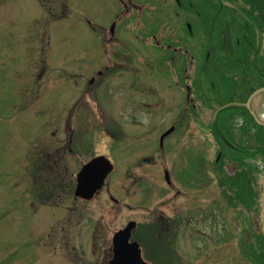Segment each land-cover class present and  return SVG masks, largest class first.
I'll list each match as a JSON object with an SVG mask.
<instances>
[{
	"label": "rangeland",
	"instance_id": "rangeland-1",
	"mask_svg": "<svg viewBox=\"0 0 264 264\" xmlns=\"http://www.w3.org/2000/svg\"><path fill=\"white\" fill-rule=\"evenodd\" d=\"M131 1L133 8L119 15V0H0V251L21 248V263L10 264H38L39 235L48 258L55 253L62 264H76L70 247L82 241L84 214L95 259L128 219L174 217L191 199L212 216L202 228L219 230L224 215L232 217L231 237L225 240L235 256L241 249L238 231L248 230L243 239L250 241L261 226L264 177L254 175L256 194L248 208L234 197L232 182L220 187L221 173L214 168L218 146L209 120L228 99L240 72L235 59L240 30L231 5ZM113 17L118 37L109 47L102 37ZM226 25L235 48L231 55L219 48ZM124 59L134 62L133 72L127 70L121 82L112 78L99 86L94 72L100 63L114 75ZM92 74L96 77L89 83ZM231 98L238 100L237 95ZM129 101L137 108L128 109ZM253 107L264 120L263 94L254 98ZM69 115L71 150L66 147ZM172 123L161 143V133ZM96 154L106 155L113 170L91 199H73L68 185L80 165ZM220 165L228 174L239 168L226 159ZM34 172L36 182L54 174L57 198L42 205L13 201L34 181ZM173 227L177 246L179 226ZM213 246L201 245L206 250Z\"/></svg>",
	"mask_w": 264,
	"mask_h": 264
},
{
	"label": "flooded vegetation",
	"instance_id": "flooded-vegetation-1",
	"mask_svg": "<svg viewBox=\"0 0 264 264\" xmlns=\"http://www.w3.org/2000/svg\"><path fill=\"white\" fill-rule=\"evenodd\" d=\"M119 1L122 5V10L119 15L124 14L130 7L133 8L131 0H119ZM210 1L215 4L218 3L217 0H210ZM225 3H229V2L226 1ZM219 4L222 3L220 2ZM232 10H233V5H231V11ZM233 14L235 13L233 12ZM116 21L117 20L115 18L112 19V22L108 27V35L107 36L103 35L102 37L103 43L108 45L109 47L111 46V42L114 40V38L118 37V35L114 31V24L116 23ZM149 28L154 29V27H149ZM148 29L147 32L153 31ZM156 29L157 28L154 29L153 33L155 32L158 33ZM119 39L121 40V37H119ZM110 61L112 62L113 60ZM110 61L107 63H111ZM127 63H129L130 66H128ZM133 63L134 62L132 60L128 62L125 60L123 64L124 67L114 72L115 73L114 75H111V73L113 72L109 71L108 66H106L104 63H100L101 69L96 70V74L98 76L97 81L99 86L101 85L104 86V83H106L112 78L119 79V77H122L123 75L125 76L127 70L128 71L131 70ZM183 69L185 68L183 67ZM95 77H96L95 75H91L88 78V82L92 83L95 80ZM119 80H117L116 83L121 88L122 86L119 83L122 80H120V82ZM236 90H237V85H235L232 91L236 92ZM140 102L141 103L144 102L146 105L149 104V102H145L144 100ZM126 106L128 107V109L131 110L132 107L134 106L135 108H137V103L133 101H129L128 104H126ZM69 120H70V115L66 118L65 128L68 134L66 135L67 136L66 147L68 150H71L72 149L70 144L71 136H72L71 131H73V129ZM172 125L174 124L172 123ZM34 174H35V179H34L35 181L38 178L35 172ZM34 181L26 183V185L28 184V186L26 185L25 187L23 186L19 191L20 195L18 197H13L14 199L13 201L21 204V198H22L23 202L27 201L28 203L31 204L37 202L39 205H42L44 200H49V199L55 200L57 198L59 183L56 184L55 182L47 183L43 181L42 182L41 181L34 182ZM9 185L10 188L12 189L13 184L9 183ZM74 185H75V181H72L68 185V191L69 193H71L72 198L81 201L89 200V198H83L79 195H75ZM62 186L64 187V185ZM196 200L197 199H191L190 202H186L187 208H184L182 212L177 214V216L169 218L162 214L159 215L158 218L153 219L151 221L149 220L146 222L136 221L135 227L131 230V235L129 240H136L138 242L141 250L142 258L145 261L150 262L152 264H264V252L262 251V249L261 250L257 249L258 252L255 253L254 240L252 241L253 243L250 246H248V244H250L251 241L246 239H245L246 241H244L243 239L244 232L246 233L247 236L249 235L248 230L238 231L239 234L237 235V237L241 242V247H240L241 249L239 250L240 252L238 253V255L235 256L231 248L226 246L227 240H225V238L231 237V231L227 230V228L230 225L232 227V222H233L232 217L228 215H224L225 218L222 220L223 223L221 224V229L219 230L217 229L211 231L206 228H202L201 227L202 224L205 225L206 221H209V219L211 221L213 219L211 218L212 217L211 215L201 212L202 210L200 207L202 206ZM211 209H213V206L211 207ZM83 216H85V221H86L85 224H87V228L85 227L84 224L82 225L81 227L82 241L78 246L72 245L70 247L72 250L71 256L75 258L74 261L76 262V264H78L79 261L81 264H108L109 259L112 256L111 244L107 247V250L106 247H104V250L102 252L101 251L98 252L99 254L97 255L96 259L93 258L92 257L93 255H91L93 254V251L90 252V247H89V231H88L89 225L87 222L88 214H84ZM244 221L245 220H242V222ZM246 222H247L246 223L247 227L251 225L250 222L248 221ZM101 223L105 224L103 220H101ZM125 223L122 226H124ZM172 223L178 224L179 226L177 246L173 242V237L175 235V228L173 227L174 224ZM122 226L118 228H121ZM263 230H264V219L260 227L258 224V231L256 232L261 234ZM39 234L41 233L39 232ZM40 239H41V235L38 236V248L40 251L39 255L41 256L40 258H38V264H46V263L51 264L50 262H52V264H62L61 262H59L57 255H55V253H51L48 258L47 252L43 250V247L40 244L41 242H39ZM208 243H213L214 246L209 248L208 250L202 249L201 245L207 247ZM244 244H247V247ZM90 257L92 259H90ZM42 259L44 262L41 261ZM15 260H17L18 263L19 262L21 263V248L10 247V248H3L0 251V264L17 263ZM68 264H74V263L69 261Z\"/></svg>",
	"mask_w": 264,
	"mask_h": 264
},
{
	"label": "trees",
	"instance_id": "trees-1",
	"mask_svg": "<svg viewBox=\"0 0 264 264\" xmlns=\"http://www.w3.org/2000/svg\"><path fill=\"white\" fill-rule=\"evenodd\" d=\"M217 1L233 5L232 12L240 30V54L235 58L240 70L235 73L238 77L237 90L232 91L226 101L233 100V95L238 96V101H244L253 89L264 84V0ZM226 26L221 32L219 48L231 55L235 48L230 29ZM209 129L218 144L216 165L219 171L222 170L220 164L223 159L239 167L233 175L221 178L219 182H232L234 197L250 208L254 202L252 196L256 194L251 185L259 170L256 160L260 161L264 171V124L256 122L245 106L231 105L220 108L214 120L210 118ZM254 240L255 253L257 249L264 252V230L255 234Z\"/></svg>",
	"mask_w": 264,
	"mask_h": 264
},
{
	"label": "water",
	"instance_id": "water-1",
	"mask_svg": "<svg viewBox=\"0 0 264 264\" xmlns=\"http://www.w3.org/2000/svg\"><path fill=\"white\" fill-rule=\"evenodd\" d=\"M264 91V85L256 88L252 93L248 96L246 101H230L221 105V107H226L230 105H243L247 107L254 117L256 122L264 124L252 110L250 101L251 98ZM216 109L213 113V118L217 113ZM167 129L162 135L161 138L171 129ZM113 167L110 159L103 155L99 154L85 163L82 164L81 168L76 173V185L74 189V194L79 195L84 198H90L94 195V193L103 185L104 178L111 171ZM165 177L168 179L167 172L165 171ZM135 222L130 220L127 224L121 228L116 230L113 233L112 237V250L113 255L109 260V264H150L145 262L140 255V250L138 247V243L136 241H129L131 229L134 227Z\"/></svg>",
	"mask_w": 264,
	"mask_h": 264
}]
</instances>
